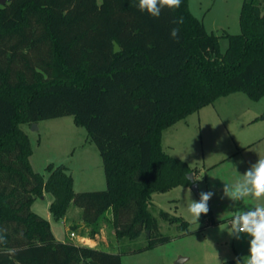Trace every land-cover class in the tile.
<instances>
[{"label":"trees","instance_id":"trees-1","mask_svg":"<svg viewBox=\"0 0 264 264\" xmlns=\"http://www.w3.org/2000/svg\"><path fill=\"white\" fill-rule=\"evenodd\" d=\"M240 26L226 35L222 52L188 0L159 17L141 11L138 0L0 5V264H122L121 253L57 240L48 220L31 210L44 192L54 197L57 219L74 205L96 229L112 211L119 240L148 239L140 251L171 241L150 211L151 198L191 187L187 176L195 169L162 149V132L220 97H264V10L245 0ZM65 116L97 145L106 190L76 192L64 166H49L47 179L32 169L21 125ZM160 217L194 232L180 216Z\"/></svg>","mask_w":264,"mask_h":264},{"label":"rangeland","instance_id":"rangeland-1","mask_svg":"<svg viewBox=\"0 0 264 264\" xmlns=\"http://www.w3.org/2000/svg\"><path fill=\"white\" fill-rule=\"evenodd\" d=\"M244 1L188 0L190 11L205 30L219 37L222 52L229 46L226 35L241 32ZM252 1L264 10V0ZM21 127L31 142L30 163L35 172L47 179L49 166H64L72 172L76 192L107 189L100 151L87 130L76 124L74 116L41 121L38 131L28 124ZM161 146L166 153L201 170L196 181L198 192L192 187L179 186L152 195L150 211L158 219L160 232L171 237L165 244L140 251L148 241L145 236L134 241L119 240L112 211L106 213L96 229L89 227L79 231L78 225L71 226L70 222L54 217L50 210L54 197L50 193L44 192L38 197L31 210L48 220L57 240L76 243L78 234L85 236L86 246L121 253L123 264H177L180 259H184L182 264H225L231 260L237 262V259L243 264L250 237L242 234L237 240L230 236L231 220L236 212L264 201L246 198L233 204L223 195L222 189L224 184L235 183L241 178L258 158H264V97L254 100L244 92L220 97L165 129ZM209 190L215 193L208 202L209 212L194 222L187 206L191 199L199 200L200 192ZM161 211L192 223L190 230L194 232L185 234L177 224L163 220ZM72 231L75 238L70 236Z\"/></svg>","mask_w":264,"mask_h":264},{"label":"clouds","instance_id":"clouds-1","mask_svg":"<svg viewBox=\"0 0 264 264\" xmlns=\"http://www.w3.org/2000/svg\"><path fill=\"white\" fill-rule=\"evenodd\" d=\"M181 2L182 0H138V8L147 11L153 17H159L163 8L176 9L180 7ZM174 23H182V19ZM170 35L178 39L179 29H171ZM222 191L233 204L246 198L264 201V158H258L251 164L235 183L224 184ZM214 194L211 190L202 191L198 201L191 199L187 212L194 222H198L202 214L206 215L209 212L208 202ZM228 233L237 240L242 234L250 237L248 255L243 264H264V203L236 212L232 217ZM3 239V236H0V242ZM236 264H241L240 259H237Z\"/></svg>","mask_w":264,"mask_h":264},{"label":"crops","instance_id":"crops-1","mask_svg":"<svg viewBox=\"0 0 264 264\" xmlns=\"http://www.w3.org/2000/svg\"><path fill=\"white\" fill-rule=\"evenodd\" d=\"M40 124L41 122L38 123V130H39V127H40ZM30 126V125H29ZM170 128V127H169ZM37 130V131H38ZM190 165V164H189ZM191 166V165H190ZM193 168V167H192ZM195 169V172H194V175H195V179L197 181V177L200 175V171L199 169H197L196 167L194 168ZM72 173V172H71ZM36 201V200H35ZM33 206V205H32ZM79 215L82 217L79 218ZM64 221H67V222H70V225L73 226L74 224L75 225H78V230L82 231L84 230L85 228H89L90 226H88L84 221H83V210L77 206H74L72 205L70 208H69V211L67 212V215L65 216V218L63 219ZM77 221V222H76ZM73 232V231H72ZM77 239H79V241H77L76 243L78 245H82V246H86L87 244L84 243L86 240H87V237L85 236H82V235H77ZM95 247V246H94ZM101 249V248H100ZM105 249V248H103ZM123 264V263H122Z\"/></svg>","mask_w":264,"mask_h":264},{"label":"water","instance_id":"water-1","mask_svg":"<svg viewBox=\"0 0 264 264\" xmlns=\"http://www.w3.org/2000/svg\"><path fill=\"white\" fill-rule=\"evenodd\" d=\"M7 3V0H0V5H5ZM120 51V47L119 45L115 42V52L118 53ZM31 127L34 131H37L38 130V123H32L31 124ZM65 173L68 175V176H71L72 173L68 170H65ZM188 179L192 182V189L196 192H198V185L196 183V179H195V175L194 173H189L188 174ZM184 262V259H180L177 264H182Z\"/></svg>","mask_w":264,"mask_h":264},{"label":"built area","instance_id":"built-area-1","mask_svg":"<svg viewBox=\"0 0 264 264\" xmlns=\"http://www.w3.org/2000/svg\"><path fill=\"white\" fill-rule=\"evenodd\" d=\"M71 238H75L76 237V234H75V232H71Z\"/></svg>","mask_w":264,"mask_h":264}]
</instances>
